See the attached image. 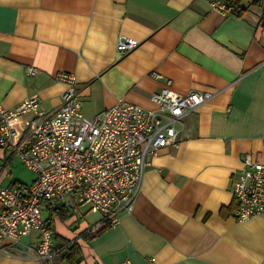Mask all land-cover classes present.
<instances>
[{"label":"crops","instance_id":"obj_1","mask_svg":"<svg viewBox=\"0 0 264 264\" xmlns=\"http://www.w3.org/2000/svg\"><path fill=\"white\" fill-rule=\"evenodd\" d=\"M211 1L0 0V105L6 110L33 95L47 111L58 108L67 86L56 79L60 72L74 74L87 118L119 97L155 108L150 96L166 79L179 93H212L182 118L178 145L149 157L133 209L119 211L115 225L89 235L101 212L90 221L86 216L96 212L86 207L82 214L67 209L64 219L43 212L57 242L83 237L79 264H264V216L236 220L231 193L243 155L264 160L261 8L251 4L223 15ZM119 34L137 46L119 53ZM32 117L10 120L18 137ZM17 160L29 170L0 147V188L34 180H19ZM38 240L32 231L18 243H3L0 264H63L59 254L43 262L25 252Z\"/></svg>","mask_w":264,"mask_h":264},{"label":"built area","instance_id":"obj_2","mask_svg":"<svg viewBox=\"0 0 264 264\" xmlns=\"http://www.w3.org/2000/svg\"><path fill=\"white\" fill-rule=\"evenodd\" d=\"M210 5L223 15L233 14L228 0H212ZM137 44L119 34L116 49L126 53ZM27 72L34 71L28 68ZM151 76L161 77L155 71ZM56 79L67 86L55 110L47 111L35 95L12 110L0 105V147L34 174L29 185L0 188V249L5 242L18 243L37 231V244L26 246L25 252L43 262L55 256V232L43 218L44 211L62 207L82 214L87 206L104 215L93 228L104 221L115 225L119 211H132L149 157L177 146L182 118L212 97L208 91L179 93L166 79L165 86L150 96L155 108L119 97L114 105L87 118L81 112L74 74L60 72ZM29 112L33 115L30 124L18 137L10 120ZM231 193L236 220L264 216V160L245 153L240 170L233 175ZM120 264L133 263L124 259Z\"/></svg>","mask_w":264,"mask_h":264},{"label":"trees","instance_id":"obj_3","mask_svg":"<svg viewBox=\"0 0 264 264\" xmlns=\"http://www.w3.org/2000/svg\"><path fill=\"white\" fill-rule=\"evenodd\" d=\"M233 6V14H240L244 10H246L249 5L254 4L261 8V13L258 19V24L262 30H264V0H228ZM247 3V5H243ZM235 203V202H234ZM233 203V205H234ZM67 208L59 207L54 210L48 211L50 217L52 219L53 215H58L60 218H66L65 211ZM109 226L107 221H104L102 225H99L95 228L91 227L88 229V234L92 235L95 234L99 229ZM87 234V233H86ZM55 235V234H54ZM83 237H76L73 240L62 238L60 241L57 242V235L54 237V252L55 254H59L63 264H79L84 260V255L82 251V246L80 244L79 239Z\"/></svg>","mask_w":264,"mask_h":264},{"label":"rangeland","instance_id":"obj_4","mask_svg":"<svg viewBox=\"0 0 264 264\" xmlns=\"http://www.w3.org/2000/svg\"><path fill=\"white\" fill-rule=\"evenodd\" d=\"M17 162V177L19 178V180H22L26 183H30V181L33 179L34 174H32L29 170H27L18 160L15 161ZM86 208H84V210H87V206H85ZM100 213V212H99ZM98 212L96 213H89L86 216L87 220H93L96 219L100 214Z\"/></svg>","mask_w":264,"mask_h":264}]
</instances>
